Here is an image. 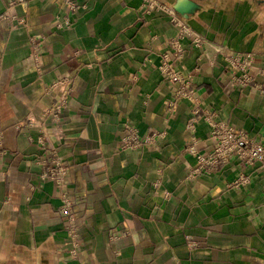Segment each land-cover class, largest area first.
I'll use <instances>...</instances> for the list:
<instances>
[{
    "label": "crops",
    "instance_id": "crops-1",
    "mask_svg": "<svg viewBox=\"0 0 264 264\" xmlns=\"http://www.w3.org/2000/svg\"><path fill=\"white\" fill-rule=\"evenodd\" d=\"M151 1L149 9L145 0H0V264H264L258 164L202 172L190 149L214 145L203 110L264 143V93L233 85L225 58L251 52L264 69V0H189L185 13L173 8L180 0ZM172 14L203 40L185 34L179 52ZM165 57L202 107L190 128L194 100L169 106L181 82L165 80ZM66 79L56 122L60 92L50 86ZM128 125L153 138L124 147ZM52 147L82 223L79 258L59 188L40 179L36 158Z\"/></svg>",
    "mask_w": 264,
    "mask_h": 264
},
{
    "label": "built area",
    "instance_id": "built-area-1",
    "mask_svg": "<svg viewBox=\"0 0 264 264\" xmlns=\"http://www.w3.org/2000/svg\"><path fill=\"white\" fill-rule=\"evenodd\" d=\"M145 5L148 8L154 7V4L151 0H145ZM164 8L167 7V4L161 5ZM173 20L176 21L177 26L179 27V32L176 38L173 39L175 46L178 51L183 50L180 47L179 39L181 36L188 34L193 35L194 42H200L203 40L202 36L197 33L191 26L182 18L176 14H172ZM15 21L19 23L23 21V18H15ZM225 58L228 62V68L231 72L232 84L242 88L245 86H252L257 89L259 92L264 93V82L259 81L257 76L259 74L264 75V69L259 65V59L251 52H233L226 53ZM161 69L165 71V80L167 81H180L181 84L176 88V97L174 100L169 102V106L172 107L177 99L181 97H188L194 100L192 106V114L189 119L188 127H192L194 122L199 118V115L203 112L204 118L211 124V136L214 139L213 147L207 153H199L194 149V144L190 146L192 152H196L198 159L200 161V166L197 168L198 171L202 172H211L214 168L219 167L220 165L228 164L232 161L238 160L243 163H256L259 166V169L264 174V143L257 141L252 138L249 133L239 128L229 121L218 120L216 117V112L213 110H202L200 102L197 97L194 95V88L192 83L188 79H183L180 76L178 70L171 68L170 60L165 57L164 62L161 66ZM70 80L66 79L62 82H55L50 87L59 89L58 101L54 105V109L57 111L54 115L56 122H60L62 117L60 115L61 110L66 106V101L69 97L70 92ZM153 136H150L148 139L143 140L138 133V129L134 126H127V134L123 137V146H140L145 141H151ZM39 140L41 148L43 150L47 149V137L44 135V132L39 135ZM144 141V142H143ZM36 162L42 167L40 179L42 181L52 180L59 188L58 198L60 200L58 205V210L65 217V229L67 231L70 248L69 252L73 257L79 258L82 252V240H81V221H79V215L74 209V199L66 191V178L68 175V167L59 154V150L56 147L51 148V154L39 153ZM244 177L240 176L236 180V184L244 181ZM8 200V199H7ZM129 233L127 229L120 231V233L113 234L111 240L126 236ZM189 236V235H188ZM191 244L197 245L198 242L191 240ZM116 253L119 251L116 250Z\"/></svg>",
    "mask_w": 264,
    "mask_h": 264
},
{
    "label": "water",
    "instance_id": "water-1",
    "mask_svg": "<svg viewBox=\"0 0 264 264\" xmlns=\"http://www.w3.org/2000/svg\"><path fill=\"white\" fill-rule=\"evenodd\" d=\"M191 6H194V4L189 0H180L173 5V8L180 13H185L192 11L190 10V8L186 9L187 7H191Z\"/></svg>",
    "mask_w": 264,
    "mask_h": 264
}]
</instances>
